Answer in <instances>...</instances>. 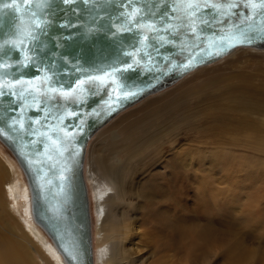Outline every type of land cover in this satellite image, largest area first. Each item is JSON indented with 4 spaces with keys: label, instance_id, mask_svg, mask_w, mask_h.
<instances>
[{
    "label": "rangeland",
    "instance_id": "1",
    "mask_svg": "<svg viewBox=\"0 0 264 264\" xmlns=\"http://www.w3.org/2000/svg\"><path fill=\"white\" fill-rule=\"evenodd\" d=\"M238 80L251 84L254 101H264V50L238 48L233 54L194 70L175 84L154 95L151 94L150 97L144 98L120 113L90 140L85 153L84 166L85 164L92 166L94 162L96 148L93 147V152L92 146L103 145L101 137L96 138V135L103 132L109 136L108 128H111L113 123L121 121L123 123L126 119L139 116L143 106H158L164 111L167 109L166 115H170L174 110V113L183 116L184 120L181 119L184 122L181 123L183 126L171 130L168 133L169 137L161 145L147 144V146H161L156 154L147 155L148 158L138 164L137 161L128 162L134 173L129 175L131 174L129 172L128 177H135L130 185L133 194L142 195L137 189L135 180H138L141 187L149 186L151 180L142 167L145 164L149 165L150 162H154L152 166L155 168L157 180H160L161 176L169 174L166 164L170 159L169 165L187 183L183 187L174 188L173 193L168 192L164 196H161L155 188L151 192L145 191L141 197L132 200L133 209L131 207L127 209L125 215L128 232L122 238L132 264H264V170L263 175L260 176L251 174L253 164L249 159L245 160L247 150L242 146L254 139L249 135L252 130L236 126L238 119L234 116L231 125L227 123L228 121L219 120V116L224 115V109L217 110V114H213L210 108L216 109L209 106L207 110L206 105L208 101L218 96L219 91L216 89L221 86V82L233 83ZM205 84H207L205 87L207 92L196 93L198 86ZM182 91L185 98L180 105L170 108V103ZM195 104L198 106L193 107ZM186 110L195 112L192 114L193 117L187 120L190 121L189 124L185 123L190 117L187 116ZM205 110H207L206 115L203 116ZM169 111L171 113L167 114ZM196 117H199V120ZM259 118L262 116H250L248 123L253 125ZM117 124L114 129H118ZM117 132L119 135L120 132L118 130ZM230 141H234L237 147L228 144ZM0 148L5 155L11 156L6 150L7 147L0 144ZM122 151L120 156L123 163L127 154L125 149L122 148ZM220 151L223 154L232 151L236 155L234 157L236 160L224 159ZM147 152L153 151L147 149ZM241 155L244 157L241 158ZM0 167L3 169L2 173L6 174L1 154ZM202 180L215 186L199 192L198 187ZM160 188L167 189L164 184ZM88 189L90 191L89 185ZM148 193L152 197L150 201L147 198ZM150 207L162 214L163 222L151 219ZM97 225H100V221ZM206 230L209 233V242L198 241L196 233ZM104 232L99 233V240ZM16 235H20V230H14L9 223L8 215L0 210V248L4 241L10 240L12 236L13 239H18ZM100 245L101 243L97 244L98 247ZM32 254L36 260L37 254L35 252ZM38 262L41 263V259H38ZM0 264H3L1 260Z\"/></svg>",
    "mask_w": 264,
    "mask_h": 264
},
{
    "label": "snow or ice",
    "instance_id": "2",
    "mask_svg": "<svg viewBox=\"0 0 264 264\" xmlns=\"http://www.w3.org/2000/svg\"><path fill=\"white\" fill-rule=\"evenodd\" d=\"M56 0H2L0 2V28L4 27V19L11 17V31L5 32L0 39V98L10 97L13 101H20L19 118L0 116V137L11 138V133L21 136L26 133L24 113L30 108L44 111V121L53 113L49 103L55 101L52 107L63 103L82 102L89 93L106 90L108 100L104 102L106 111H115L114 104L130 99L137 93L126 91L122 82L121 73L138 72L140 70L161 71L156 63L161 55L160 49L165 47H179L181 53L187 52L189 59L179 65L181 70L190 68L196 56L192 55L194 49L204 52L203 44L209 49L207 55L219 56L225 47L232 48L237 45L251 44L254 41H264V0H59L60 4L73 6L81 4L89 13L109 5H116L119 12L120 24L113 23L115 29L113 37L125 34L132 35L136 41L131 46L132 50L123 51L126 57L120 66L112 65L109 70L101 75L83 74L78 77L73 85L65 88L63 84L56 85V73L51 67L44 65L40 53L44 50V39L49 34L51 20L50 9ZM238 9H243L237 11ZM71 11L79 13L80 9L72 7ZM236 17L239 22L232 20ZM93 21L103 20L104 17L96 12ZM110 19V17H109ZM227 24V37L219 42L213 40L207 43L205 29H213L217 25ZM62 28L75 25L62 23ZM91 31V29H90ZM179 41V45H177ZM190 41V43H189ZM13 53L17 59H12ZM199 53H197L198 55ZM162 59L171 62V57L164 55ZM130 60V62H129ZM64 63H75L65 60ZM35 69L40 75L29 78L23 75L27 70ZM79 71V69H77ZM16 73H20L16 77ZM66 74V73H64ZM15 77V78H12ZM115 97V98H113ZM12 111V109H6ZM76 113H69V118ZM56 126L42 123L41 119H31V134L43 138L33 140L31 143L44 142L45 151L41 158L33 159L25 156L29 165H39L38 171L43 172V165L52 162L50 170L61 164L68 145L74 139L75 132L62 127L65 116H55ZM49 131H43L44 128ZM62 133V135H61ZM74 153H70V156ZM46 157V159H44ZM69 169L64 164L60 167L59 179L66 181L64 175ZM51 183V181H48ZM43 187V185H41ZM63 188V185H61ZM71 255V253H69Z\"/></svg>",
    "mask_w": 264,
    "mask_h": 264
},
{
    "label": "water",
    "instance_id": "3",
    "mask_svg": "<svg viewBox=\"0 0 264 264\" xmlns=\"http://www.w3.org/2000/svg\"><path fill=\"white\" fill-rule=\"evenodd\" d=\"M72 7L79 8V13L71 11ZM241 10L243 9L237 11ZM120 11L122 9L116 5L99 8L96 12L104 19L93 21L92 16L96 15V12L89 13L85 10L84 5L65 6L56 0L50 9L53 23L49 28L48 36L43 38L44 50L40 56L44 60V65L51 67L50 62H54L55 67L52 70L56 73L57 86L63 84L65 88H69L81 75H101L112 65L120 66L127 59L122 53L132 50L131 46L136 43L134 37L129 34L116 37L111 35L115 31L111 25L113 23L120 24L118 19ZM10 20L11 17L4 19V27L0 28V39L4 38L5 32L12 30ZM232 20L236 23L239 22L236 17H233ZM62 23L75 26L62 28L59 26ZM227 28L228 25L224 24L217 25L213 29H205L204 35L207 38V43L210 44L213 40L219 42L222 37L226 39ZM177 45H179V41H177ZM203 47L204 52H200L198 48L194 49L192 55L196 56V60L186 70L171 66L173 63L176 65L185 63L189 59L187 52L181 53L177 46L160 49L161 55L157 57L156 63L160 65L161 71L140 70L121 73L122 82L126 85L125 90L137 94L130 99L120 101L119 104H114L115 111L110 113L106 111L104 104L108 100L106 90L89 93L79 103L61 102L56 107H52L55 101H51L49 109L53 115L49 116L47 121L43 120L44 111L30 108L24 113L25 134L17 136L16 133H11V138L0 137L1 142L17 159L27 178L31 197V213L34 220L46 232L68 264H93L92 215L84 176V158L92 136L121 111L147 96L173 85L197 68L219 61L237 48L264 49V41L257 40L251 44L237 45L232 48L225 47L219 56L206 54L209 51L215 52L217 49H209L207 44H203ZM197 53L199 54L197 55ZM164 55L170 56L171 62L164 61L162 59ZM17 58V55L13 53L12 59ZM65 60L75 61V63L66 65ZM19 75L20 73H16V77ZM23 75L34 78L40 73L35 69H30ZM20 103V101L14 102L7 96L0 98V116L19 118ZM6 109H12V111H6ZM73 112L76 115L69 118L68 114ZM60 115L65 116L62 127L68 128L76 134L71 144L67 146L68 151L64 153L61 164L50 170L52 162L49 161L43 165V172H40L38 171L39 165H29L25 160V156L33 159L41 158V154L45 151L44 142L31 143L38 139L43 141V138L31 134L32 127H39V125H31V119L39 118L42 123L54 127L57 124L54 117ZM42 130L53 134L47 127ZM70 153H74V155L70 156ZM64 164L69 170L64 173L67 180L61 181L58 177L60 167Z\"/></svg>",
    "mask_w": 264,
    "mask_h": 264
},
{
    "label": "bare ground",
    "instance_id": "4",
    "mask_svg": "<svg viewBox=\"0 0 264 264\" xmlns=\"http://www.w3.org/2000/svg\"><path fill=\"white\" fill-rule=\"evenodd\" d=\"M237 49L230 52L225 57L233 54ZM250 49L255 48L250 47ZM200 68H197L196 70ZM190 74L191 72L186 76ZM220 85L221 86H218L216 89V91H219L218 96L206 103L208 107L207 110L210 108L209 106L214 107L216 110L210 108V111L213 114H217V110L224 109V115L219 116V120L228 121L227 123L231 125L230 122L232 121V116H234L238 119L236 126H239L241 129L252 130L249 132V135L250 137H254V139L242 144L243 148L247 150V156H245V160L249 159V162L252 161L253 167L251 166V174H259V176L263 175L264 101L257 102L253 100V87L249 82L244 80H238L233 83H227V81H223ZM206 86L207 84H205V86H198L196 93L205 94L207 92V89L205 88ZM150 96L151 95L147 97ZM183 98H185L183 91L176 95L175 99L171 98L173 101H170L171 103L169 102L170 108L175 105H180ZM213 101L214 103H210ZM163 105L165 106V104ZM196 106L198 105L195 104L193 107ZM125 110L121 111L120 113L125 112ZM166 110L167 109L164 111L162 107L158 106L148 107L145 105L140 109L139 116L126 119L123 123L122 121L119 123H113L112 127L108 128L109 136L105 135V133L103 134V132L96 135V138L101 137V141L103 142L101 144L103 145L98 146L95 144L92 146V149L93 147L96 148L95 152L93 149V152L95 153L94 162L92 166H89L88 164H85L84 166V176L87 188L88 185L90 188V191L88 189V193L90 192V209L91 202L93 203V210L91 211L93 264H132L130 262V256L127 253V249H125L122 241V238H124L128 232V227L125 224V215L127 209L132 206V200L134 198L141 197L147 190L151 192L156 188L160 195L164 196L168 192L173 193L174 188L183 187L184 184H187L184 178L181 177L171 165H169V159L166 164L169 169L168 176L163 175L161 176L160 180H157L155 168L152 166L154 162H150L149 165L145 164L142 167L145 174L151 180L149 186L141 187L138 184V180H135L137 183V189L142 193V195L133 194L130 189L131 181L134 180L135 177H128L129 175L134 174L132 172V167L128 164V162L137 161L138 164L143 162V160L145 161V159L148 158L147 155L156 154L161 146H147V144L154 143L156 145H161V143H163V141L169 137L170 134L168 133L171 130L174 131V129H177L180 127V125H182L181 123L184 124V122H182L184 120L182 118L183 116H180L181 114L174 113V110L172 109L173 113L169 111L167 114H171L166 115ZM207 110L203 112V116L206 115ZM181 111L183 112L182 109ZM120 113L111 118L109 122L120 115ZM186 113L188 117L190 116L188 119H186L187 121L195 112L193 110L190 112L186 110ZM200 115L202 116L201 113ZM225 116L226 118H223ZM250 116H262V118L257 119L253 125H250L248 123ZM199 117L196 118L199 120ZM189 122L187 121L185 123L189 124ZM116 124L118 129L113 128L116 126ZM117 130L120 132L119 135ZM157 135L160 136L156 137ZM92 143L94 144V142ZM92 143L89 145V151ZM0 144L6 148L1 140ZM228 144L237 147V144H235L234 141H230ZM122 148L125 149V154H127V158L123 163L122 157L120 156V153L123 152ZM147 149H151L153 152L149 153L147 152ZM221 149L222 148H220V150ZM226 149H228V147ZM6 150L11 156L5 155L0 148V154L4 159V169L6 172V174H3V169L0 167V210L2 212L4 211L8 215L10 225L14 230H20V235H16L18 239H13L12 236L10 240L4 241V244H2L3 246L0 248V260L3 264H68L46 232L34 220L31 213V197L27 178L17 159L7 148ZM162 150L164 149H161V151ZM220 155L224 159L236 160L234 158L236 155L232 151H226L224 154L221 153ZM243 157L244 155H241V158ZM129 172H131V174L128 175ZM162 184H164L167 189H161L162 187L160 188V186ZM213 185V183H208L206 180H202L200 186L198 187V191L203 192ZM147 198L149 201L152 199L150 193H148ZM131 208L133 209V207ZM149 215L153 220H157L159 222L164 221L162 214L160 212L154 211V209L151 207L149 210ZM98 221H100L99 226L97 225ZM102 231L105 232L103 233L104 235L102 238L99 240V233ZM196 238L198 241L205 240L209 242V233L207 230L206 232L196 233ZM15 241H19V243L16 244ZM98 243H101L99 247L97 246ZM32 252L37 254L36 260L34 259ZM15 259L18 261H15ZM38 259H41V263L38 262Z\"/></svg>",
    "mask_w": 264,
    "mask_h": 264
}]
</instances>
